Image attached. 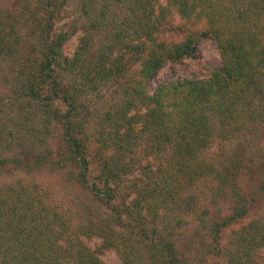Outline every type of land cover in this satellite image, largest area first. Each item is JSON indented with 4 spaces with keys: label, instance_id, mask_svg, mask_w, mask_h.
Instances as JSON below:
<instances>
[{
    "label": "trees",
    "instance_id": "1",
    "mask_svg": "<svg viewBox=\"0 0 264 264\" xmlns=\"http://www.w3.org/2000/svg\"><path fill=\"white\" fill-rule=\"evenodd\" d=\"M82 2L85 27L61 32L55 26L66 0H18V15L0 6V57L16 59L22 43L29 46L10 95L0 93V113L23 114L0 123V173L69 168L105 216L75 228L66 213L44 206L35 185L0 187V264H107L99 256L105 250L117 252L121 264H187L173 234L166 237L157 224L168 205L192 210L187 192L213 178L215 199H234L230 214L214 223L219 235L247 220L264 197V0ZM79 31L69 57L65 46ZM101 33L102 42L93 44ZM203 40L217 46L221 65L184 77L173 69L157 79L169 64L195 59ZM107 85L120 99L96 116L90 135L85 100ZM249 136L260 143L255 167L236 148ZM217 142L234 148L221 161L210 158ZM242 174L252 189L244 194ZM132 187L136 196L124 197ZM182 221L177 217L176 225ZM236 235V249L250 261L264 248V216ZM93 240L101 241L98 250Z\"/></svg>",
    "mask_w": 264,
    "mask_h": 264
},
{
    "label": "rangeland",
    "instance_id": "2",
    "mask_svg": "<svg viewBox=\"0 0 264 264\" xmlns=\"http://www.w3.org/2000/svg\"><path fill=\"white\" fill-rule=\"evenodd\" d=\"M95 1L98 5L103 2V0ZM82 3V0H66L61 20L55 26L57 32L68 30L74 25L79 26L81 29L85 27L84 25L87 23L88 18L86 17ZM17 4L18 0H0V6L4 10H7V14L11 13V15L19 14L16 8ZM171 20L175 25L181 23L180 19L176 16H172ZM20 25H22L19 27L22 36H27L29 33L28 28L23 24ZM103 35V33L98 34L93 44L99 45L102 42ZM81 36L82 32H77L65 46V52L69 57L73 55L78 47ZM20 47V54L16 59L12 57L7 58L5 55L0 57V93L6 97L10 95V88L14 87V83H16L15 77L18 74L20 65L24 63L23 55L29 50L28 42H23ZM221 64L222 59L217 46L210 40H203L197 45L195 59L186 60L181 64H169L158 72L157 79H164L169 76L172 74L173 69L178 72L179 77H184L198 71L200 67L206 65L219 66ZM114 88L111 85L103 86L99 92L94 93V96L89 95L85 100L87 107L91 111L89 123L90 135L93 134V129L99 123V116L103 115L120 99V94L115 92ZM22 116L23 114H16L15 110L10 111L8 108H3V112L0 113V119H3V121H0V123H8L6 120L9 117L19 119ZM37 127L39 130L44 128L42 123H38ZM11 140L14 141V137H11ZM54 141H56L55 137L52 136L48 140V144L54 146ZM236 148L242 156L245 155V159L249 161L251 166L255 167L259 164L257 151L260 148V143L257 138L249 136L242 144H237ZM233 150L234 148L229 147L223 142H217L211 149L210 158L221 161L225 153H230ZM158 162H163V160L161 159ZM239 180L242 193L244 194V190L247 189L246 184L250 183L249 175L242 174ZM19 181H25L30 185L38 187L41 194L44 195V206L66 213L75 228L85 225L90 218L105 216L104 212H100L97 210V206L93 205L92 198L73 181L69 168L55 170L54 172L44 171L38 173H26L23 170H19L18 172L8 168L5 172L0 173L1 188ZM257 184H254L255 187H257ZM216 186L217 182L213 178L198 182L186 194V197L192 200L193 205H189V207H193L192 210L186 209L187 212L184 213L180 212L183 210L178 209V212H175V210L173 211L175 205H168L170 207L169 213L162 214L161 218L157 220V224H161L164 227L162 230L166 237L169 232L173 234L177 250L183 255L187 264H239V262H236V259L235 262H231L232 257L235 255L242 257L243 263H247L250 259L245 257V251L242 248L241 250L236 249V244L239 243L236 234H239L242 226L251 220L261 219L264 216V197L258 199L247 220L234 225L232 228H227L219 235H215L213 232L214 223L226 218L230 214L234 201L232 198L215 199L214 190ZM126 190L123 194L124 197L131 198L136 196L137 188L132 187ZM251 190L247 189L246 191L249 192ZM185 206L187 205H181V209L186 208ZM91 207L93 208L92 213H90ZM176 214L178 218L183 220L181 227L176 225ZM89 245L92 249L98 250L101 246V241L93 240L89 242ZM99 256L107 264H121L119 254L113 250H105ZM248 264H264V248L256 252Z\"/></svg>",
    "mask_w": 264,
    "mask_h": 264
}]
</instances>
